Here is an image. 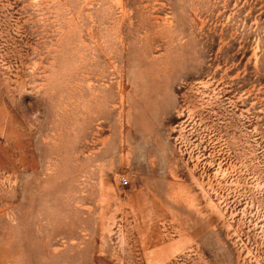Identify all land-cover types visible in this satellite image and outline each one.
<instances>
[{
    "label": "rangeland",
    "instance_id": "rangeland-1",
    "mask_svg": "<svg viewBox=\"0 0 264 264\" xmlns=\"http://www.w3.org/2000/svg\"><path fill=\"white\" fill-rule=\"evenodd\" d=\"M0 264H264V0H0Z\"/></svg>",
    "mask_w": 264,
    "mask_h": 264
},
{
    "label": "built area",
    "instance_id": "built-area-1",
    "mask_svg": "<svg viewBox=\"0 0 264 264\" xmlns=\"http://www.w3.org/2000/svg\"><path fill=\"white\" fill-rule=\"evenodd\" d=\"M128 183H129V181H128L127 178H122V179H121V184H122V185H125V186H126V185H128Z\"/></svg>",
    "mask_w": 264,
    "mask_h": 264
}]
</instances>
